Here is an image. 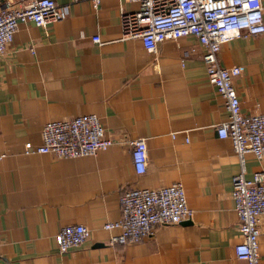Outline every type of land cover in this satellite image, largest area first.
Wrapping results in <instances>:
<instances>
[{
  "label": "crops",
  "instance_id": "obj_1",
  "mask_svg": "<svg viewBox=\"0 0 264 264\" xmlns=\"http://www.w3.org/2000/svg\"><path fill=\"white\" fill-rule=\"evenodd\" d=\"M56 1L68 5L66 16L47 26L20 22L0 55V264H246L235 253L243 235L231 196L241 165L231 139L217 132L229 111L197 37L166 38L150 52L140 38L122 36V13L137 1L101 0L98 8L92 0ZM219 57L243 69L234 78L242 111L264 112V32L223 43ZM86 113L116 140L108 148L78 157L25 152L26 141L42 142L47 121ZM137 137L149 154L140 175L130 143ZM245 157L247 177L264 171V158ZM176 181L191 218L111 242L120 229L103 225L120 218L123 188ZM75 222L88 225L90 237L62 252L58 232ZM259 253L264 262V215Z\"/></svg>",
  "mask_w": 264,
  "mask_h": 264
},
{
  "label": "built area",
  "instance_id": "obj_2",
  "mask_svg": "<svg viewBox=\"0 0 264 264\" xmlns=\"http://www.w3.org/2000/svg\"><path fill=\"white\" fill-rule=\"evenodd\" d=\"M140 7L122 13L124 38H140L145 48L156 52L166 38L194 35L203 46L202 57L210 82L225 97L229 117L217 123L220 137L230 138L240 161V171L232 177L231 196L238 214L243 239L235 244L237 258L246 264H264L259 253V235L264 215V171L247 177L246 153L264 158V112L244 113L234 78L243 72L240 65L224 66L219 52L222 44L241 35L264 32L262 0H132ZM101 0H92L98 8ZM69 11L67 4L56 0H31L17 5L6 0L0 7V55L8 53L18 25L33 21L47 26L62 19ZM94 41L102 42L100 35ZM32 50H34L32 48ZM116 140L106 134L96 113L80 114L70 119L49 120L43 125L42 142H25V152L52 153L59 157L95 154ZM131 155L137 174H144L149 165L145 138L130 141ZM5 153L0 152V157ZM121 216L107 221L106 229L119 228L111 242L138 241L159 225L178 223L192 217L185 186L181 181L159 188L125 187L119 195ZM91 234L82 222L67 223L58 232L59 250L64 252L85 243Z\"/></svg>",
  "mask_w": 264,
  "mask_h": 264
}]
</instances>
